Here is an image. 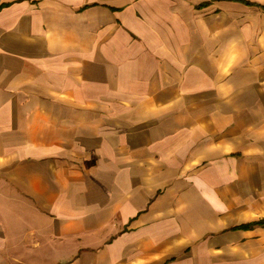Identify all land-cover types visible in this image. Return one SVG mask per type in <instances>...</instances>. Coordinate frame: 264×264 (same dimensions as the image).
<instances>
[{
  "label": "crops",
  "instance_id": "crops-1",
  "mask_svg": "<svg viewBox=\"0 0 264 264\" xmlns=\"http://www.w3.org/2000/svg\"><path fill=\"white\" fill-rule=\"evenodd\" d=\"M0 264H264V0H0Z\"/></svg>",
  "mask_w": 264,
  "mask_h": 264
}]
</instances>
